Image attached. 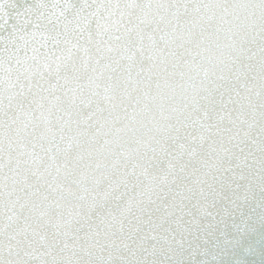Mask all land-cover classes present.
I'll list each match as a JSON object with an SVG mask.
<instances>
[{
  "label": "snow or ice",
  "instance_id": "1",
  "mask_svg": "<svg viewBox=\"0 0 264 264\" xmlns=\"http://www.w3.org/2000/svg\"><path fill=\"white\" fill-rule=\"evenodd\" d=\"M0 264H264V0H0Z\"/></svg>",
  "mask_w": 264,
  "mask_h": 264
}]
</instances>
